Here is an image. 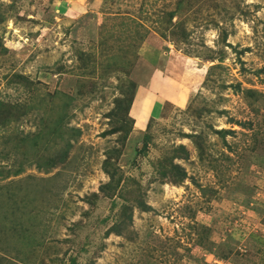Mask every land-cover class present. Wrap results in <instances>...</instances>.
<instances>
[{"label": "rangeland", "instance_id": "374dc122", "mask_svg": "<svg viewBox=\"0 0 264 264\" xmlns=\"http://www.w3.org/2000/svg\"><path fill=\"white\" fill-rule=\"evenodd\" d=\"M0 13V101L15 118L0 126V264H264V0H0ZM131 79L154 95L104 135ZM68 139L65 162L38 167ZM181 144L189 177L162 183L157 160ZM113 146L121 182L153 207L134 209L132 240L104 234L123 203L99 188Z\"/></svg>", "mask_w": 264, "mask_h": 264}, {"label": "trees", "instance_id": "16d2710c", "mask_svg": "<svg viewBox=\"0 0 264 264\" xmlns=\"http://www.w3.org/2000/svg\"><path fill=\"white\" fill-rule=\"evenodd\" d=\"M175 15L176 14L171 13V17L172 16L174 17ZM5 20H6V17L0 13V24L3 23ZM226 37L227 35L223 36L224 41ZM7 52H8V49H6V47L3 45V43L0 40V53L6 54ZM214 59L215 58L212 57V60ZM11 81H16V82L25 81L27 83L26 77L18 73L13 74V80ZM139 86L140 84L137 85L136 82L133 79H131L129 88L123 91V96L117 98L116 106L114 110H112L109 113V116L112 118H115L117 120V123L119 121L123 123H128L130 121L129 113H130V110H132L135 99L139 95L138 93ZM248 93L252 95V93L255 94L256 92H254V90L251 89V90H248ZM171 103L172 102H169L167 100L164 103V106H162V109L164 110L166 105L172 106ZM13 108L14 107H12L10 104H6L5 102L0 101V126H6L10 124L11 121H13V119H15L13 117L14 115ZM66 116H68V113L66 110H64V115L61 117L60 119L61 121L59 122L61 124L57 129L55 127L53 128V126L51 125H49L48 128L45 127V129L48 132L49 137H53L52 135H54L55 137L62 136V131H61L63 127L62 123L65 122L64 118ZM245 124L246 123H244V125ZM116 125L117 126H114L110 130L105 131L103 134L112 135V134L118 133V131L122 130L125 127V124L118 123ZM66 132L70 134L72 133V130L67 129ZM73 132L80 133L79 130H74ZM216 133L221 134L223 138H225L226 135L232 133V131L222 128L220 130H216ZM184 136L187 138L189 137L192 138L193 134H184ZM194 137H195V141H197L198 138H201V134L200 135L196 134V136ZM145 139H146V142L144 143V147L148 144V140L150 139V136H146ZM23 141L24 142L22 143V145L20 144L17 147H19V149L24 148L23 150L24 153L26 152L30 153V151H32L33 155L39 156L41 154L42 157H47V155L44 153L46 150H48L45 144L40 145V143L37 140L33 142H30V141L26 142L25 140ZM66 145L67 146L63 148L62 150L61 149L58 150L59 154L56 155L55 158L53 157L47 158L46 159L47 162L39 163L38 167L39 168L45 167V171H46L49 168H54L59 163L65 162L67 160L68 149L71 146V139H68V141H66ZM198 146L201 147V145H198ZM122 150H123L122 148H115V146H113L111 149H109V152H108L109 157L103 164L104 171L109 176V181L100 185L99 188H100L101 193L105 197L113 198V197L118 196V197H121V199L123 200L120 213L118 214V219L106 229L104 234L106 237L110 236L111 234H115L117 236H125L129 238V240H132L134 239V236L129 235V232L131 230L130 227L133 222L134 209L138 208L142 212H149L153 210V207L146 202L145 192L144 190H142L141 183H139L138 188L136 189H133L130 187L129 181L137 182L136 179L131 178V177H128V178L126 177L123 180V182H121L123 176L119 174L118 172L119 167L115 166L111 162V158L119 157L122 153ZM170 152H172L171 155H168L165 158H159L157 160V163L155 165V170L157 171V177L162 183H172L174 185H178V184L183 183L186 179H188L189 176H188V172L186 168L182 164L176 162L175 160L176 159H183V160L189 159V152L184 144L173 147L169 151V153ZM23 168L21 170H23ZM135 185L137 186V184ZM35 189L36 187L30 190L35 192ZM96 196L97 194L94 193L90 195L88 198H86V201L90 204H94V199L96 198Z\"/></svg>", "mask_w": 264, "mask_h": 264}, {"label": "crops", "instance_id": "0c3cea01", "mask_svg": "<svg viewBox=\"0 0 264 264\" xmlns=\"http://www.w3.org/2000/svg\"><path fill=\"white\" fill-rule=\"evenodd\" d=\"M155 72H157V71H155ZM142 89H146V90H142ZM148 88H145V87H141V86H139V89H138V93L139 94H141V98L140 99H143V98H146L149 94H151V95H154L153 93H149L148 92V90H147ZM146 92V93H145ZM161 101H162V98H160V102H159V99H158V97H156L151 103H149L148 104V106L150 105V106H154V105H158L159 104V106H161ZM148 111H149V109H148Z\"/></svg>", "mask_w": 264, "mask_h": 264}]
</instances>
